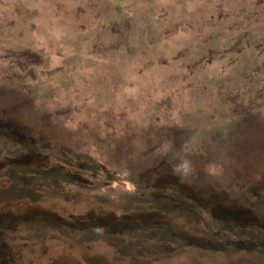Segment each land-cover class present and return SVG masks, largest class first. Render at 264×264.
Masks as SVG:
<instances>
[{"label":"rangeland","instance_id":"1","mask_svg":"<svg viewBox=\"0 0 264 264\" xmlns=\"http://www.w3.org/2000/svg\"><path fill=\"white\" fill-rule=\"evenodd\" d=\"M0 106L72 162L26 203L109 225L16 264H264V0H0Z\"/></svg>","mask_w":264,"mask_h":264},{"label":"flooded vegetation","instance_id":"2","mask_svg":"<svg viewBox=\"0 0 264 264\" xmlns=\"http://www.w3.org/2000/svg\"><path fill=\"white\" fill-rule=\"evenodd\" d=\"M19 69L20 74H25L24 67L20 65ZM21 109L20 106H0V264H16L17 259L21 260L24 258L21 256V254L24 255L22 251L29 247L28 244L26 246L19 245V242L23 241L22 227L24 225L30 226V232L36 234V232L42 231L43 225L46 227V225L54 222L51 225L55 224L59 226L61 224L67 227L68 235L74 236L76 233L73 230H75L81 234L80 236L77 235V237L85 239L90 236L85 229L83 232L82 230L79 232V229L76 228V226L86 227L87 224H80L74 221L67 224L58 217L59 213H61L60 216L64 214V209L60 208L58 203H54L55 206H52L54 210H50L49 215L45 217L43 216L45 211L42 206L38 208L34 207L35 202H29L31 204L26 203L27 200H32L34 196H32L33 191L27 190V183L30 182L27 178L30 173L27 174V172L22 171L21 169L24 168L21 167L39 168L42 163L43 166L48 167L45 168L47 169L46 171L50 170L52 172V177H54V173L58 175L59 171H54V166L48 163L49 157L47 158V154L43 153L44 150L48 151L52 142H49L47 145L43 144V139L34 135H43L42 133H38L39 129L15 120L14 115L18 116ZM57 144L52 148L53 151H48L49 153H53L49 156L54 157L53 155H55L56 158L60 159L56 161V158H54V162L57 163V167L60 169L65 168V166L72 168L70 165H67L68 163H72L68 156V151H61ZM15 151L17 153L13 154ZM68 170L70 171L71 169ZM58 176L54 179H58ZM211 206L212 209L218 207L215 201L214 203L211 202ZM70 218L72 217L70 216ZM229 218L231 222L241 223L246 221L243 216L233 215ZM89 220L92 221L91 218ZM94 224H99L100 228L109 226L106 219L94 220V223L88 224V226L93 227ZM253 224H257V222L254 221ZM110 227L116 233V228H121L122 226L115 224L110 225ZM11 231L15 232L16 236L10 235ZM10 237H12L11 240ZM31 244L33 245V243ZM30 248L34 249L36 247L31 246Z\"/></svg>","mask_w":264,"mask_h":264},{"label":"trees","instance_id":"3","mask_svg":"<svg viewBox=\"0 0 264 264\" xmlns=\"http://www.w3.org/2000/svg\"><path fill=\"white\" fill-rule=\"evenodd\" d=\"M161 187H162V184H161ZM218 199H219V198H217V197H216V198L211 197V199H210V201H209V205H208V207H207V208L209 209V210H208L209 212H210L211 209H212L211 202L214 203V201L216 202V201H218ZM188 200L192 201L190 198H188ZM197 203H200V201L197 200ZM137 223H139V222H137ZM145 223H147L148 226H149V224H150V226H152L153 224H151V223H154V222L151 220V221H149V222H145ZM109 224H111V223H109ZM135 225H136V224H135ZM263 249H264V248H263Z\"/></svg>","mask_w":264,"mask_h":264}]
</instances>
